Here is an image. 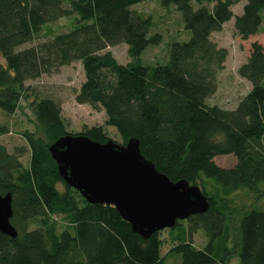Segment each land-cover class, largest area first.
Listing matches in <instances>:
<instances>
[{"label":"trees","instance_id":"trees-1","mask_svg":"<svg viewBox=\"0 0 264 264\" xmlns=\"http://www.w3.org/2000/svg\"><path fill=\"white\" fill-rule=\"evenodd\" d=\"M143 1L148 0H0V112L13 114L22 98L32 114V130L21 134L27 166L19 161L23 148L8 152L0 144V194H10L9 221L16 230L13 238L0 233V264H162L158 231L141 238L113 206L87 203L57 174L47 146L68 133L59 103L46 96L27 101L25 82L74 61L83 71L74 101L101 109L123 142L137 139L156 170L196 185L206 196L204 212L165 228L177 264H227L231 255L237 264H264V209L240 214L231 249L230 209L223 202L241 188L264 197V47L251 42L237 68L249 88L235 106L208 104L226 57L210 35L230 19L234 0H155L178 12L188 36L172 41L166 62L153 65L142 64L140 55L162 37L151 31V17L133 8ZM243 1L233 28L246 39L262 30L264 0ZM60 18L69 19L67 30L36 41ZM120 43L129 57L123 64L106 50ZM6 132L0 124V135ZM79 134L108 139L99 125ZM218 154H231L235 162L220 167L212 160ZM208 180L217 192L207 190ZM57 215L61 224L52 219ZM198 229L206 241L195 247Z\"/></svg>","mask_w":264,"mask_h":264},{"label":"rangeland","instance_id":"rangeland-1","mask_svg":"<svg viewBox=\"0 0 264 264\" xmlns=\"http://www.w3.org/2000/svg\"><path fill=\"white\" fill-rule=\"evenodd\" d=\"M243 0H234L230 6L232 16L222 24L219 31L210 35L212 41L218 47L226 50V57L222 69L217 73V86L212 95L207 98L208 104H215L222 108H233L237 101L246 93L249 82L237 74V68L242 64L248 53L251 42L256 41L264 47V25L261 32L250 35L246 39H241L233 28V17L241 12ZM133 8L143 15H148L152 20L151 31L159 32L162 39L157 45H148L140 55V62L145 65L155 63H165L168 57L169 44L176 40H185L187 31L181 28L178 12L172 7H161L155 0H148L133 5ZM68 18H60L53 23L46 25L41 31V35L36 41L51 36L55 33L65 31L69 28ZM118 63H126L129 57L126 53V45L120 43L107 47ZM0 62L3 60L0 58ZM83 80V71L78 61L71 62L59 68L57 73L41 75L40 77L27 80L26 100L30 101L34 97L46 96L57 101L60 106V115L65 130L68 133L77 134L83 129L99 125L103 128L108 139L117 143H123L121 137L113 126L105 123V115L100 109H93L87 104H79L74 101V92L78 89ZM32 114L29 111L24 99H20L16 111L5 116L0 112V124L7 128V132L0 135V144L8 152H13L16 148H23L19 156V161L25 167L28 163L29 151L22 137V132L32 130ZM213 162L220 167H230L235 162L231 154H218L212 158ZM205 182L209 191L217 192L212 187L211 181ZM198 185V184H197ZM59 190L61 184H57ZM224 204L230 209V217L227 220V244L231 249L236 248L238 240L237 222L240 214L250 208L264 209V197L256 198L241 188L223 199ZM52 219L61 224V216H52ZM161 239L160 255L162 264H177L179 256L169 251L173 244L167 230L158 231ZM206 241L201 229H198L192 236V244L200 247ZM227 264H237V255H231Z\"/></svg>","mask_w":264,"mask_h":264},{"label":"water","instance_id":"water-1","mask_svg":"<svg viewBox=\"0 0 264 264\" xmlns=\"http://www.w3.org/2000/svg\"><path fill=\"white\" fill-rule=\"evenodd\" d=\"M62 181L87 203L109 204L131 232L145 239L174 226L176 220L204 212L209 203L196 185L169 180L138 148L136 138L123 143L97 142L66 133L47 146ZM11 197L0 194V233L15 237L10 223Z\"/></svg>","mask_w":264,"mask_h":264}]
</instances>
